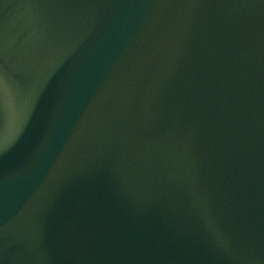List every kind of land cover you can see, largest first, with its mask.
I'll return each mask as SVG.
<instances>
[{
    "label": "water",
    "instance_id": "obj_1",
    "mask_svg": "<svg viewBox=\"0 0 264 264\" xmlns=\"http://www.w3.org/2000/svg\"><path fill=\"white\" fill-rule=\"evenodd\" d=\"M0 264H264V0H0Z\"/></svg>",
    "mask_w": 264,
    "mask_h": 264
}]
</instances>
